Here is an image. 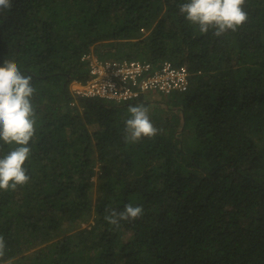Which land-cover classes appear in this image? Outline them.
Instances as JSON below:
<instances>
[{"label":"trees","instance_id":"trees-1","mask_svg":"<svg viewBox=\"0 0 264 264\" xmlns=\"http://www.w3.org/2000/svg\"><path fill=\"white\" fill-rule=\"evenodd\" d=\"M186 2L12 0L0 10V66L14 60L37 90L29 183L0 191L4 260L264 264V0H246L247 23L221 37L186 21ZM90 52L188 69V90L149 111L156 137L125 141L128 108L148 107L144 98L71 94ZM10 148L0 142V157ZM128 204L143 215L106 222Z\"/></svg>","mask_w":264,"mask_h":264},{"label":"clouds","instance_id":"clouds-1","mask_svg":"<svg viewBox=\"0 0 264 264\" xmlns=\"http://www.w3.org/2000/svg\"><path fill=\"white\" fill-rule=\"evenodd\" d=\"M246 0H187L179 6L181 15L190 24L198 27L201 34L209 31L216 37L228 32L235 33L247 23L244 9ZM12 0H0V10H9ZM36 89L32 77L23 73L14 60H4L0 66V142L11 146L0 157V191H15L29 183L25 164L29 161L37 131V115L33 105ZM129 118L125 121V141L138 143L141 139H152L160 130L151 122L149 108L143 104L128 108ZM143 215L140 206L125 205L122 211H109L105 216L108 224L120 226L121 221L136 220ZM6 244L0 235V261L4 260Z\"/></svg>","mask_w":264,"mask_h":264},{"label":"built area","instance_id":"built-area-1","mask_svg":"<svg viewBox=\"0 0 264 264\" xmlns=\"http://www.w3.org/2000/svg\"><path fill=\"white\" fill-rule=\"evenodd\" d=\"M88 68L85 80L73 79L69 89L74 97L111 100L117 103L144 98L150 91L162 95L184 93L190 73L184 65L169 61L158 67L139 60H101L93 52L82 57Z\"/></svg>","mask_w":264,"mask_h":264},{"label":"rangeland","instance_id":"rangeland-1","mask_svg":"<svg viewBox=\"0 0 264 264\" xmlns=\"http://www.w3.org/2000/svg\"><path fill=\"white\" fill-rule=\"evenodd\" d=\"M166 97H167L166 95H162L156 91H150L144 95L143 100L149 103L148 108H149V111H151L155 107L156 102H165L164 99H166ZM93 180L95 181V177L93 178ZM94 192H95V189H94ZM88 225H90V219L87 221V223H80V228L86 227Z\"/></svg>","mask_w":264,"mask_h":264}]
</instances>
